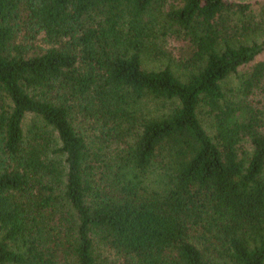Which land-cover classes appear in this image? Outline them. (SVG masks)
<instances>
[{
  "label": "trees",
  "instance_id": "16d2710c",
  "mask_svg": "<svg viewBox=\"0 0 264 264\" xmlns=\"http://www.w3.org/2000/svg\"><path fill=\"white\" fill-rule=\"evenodd\" d=\"M262 54L245 0H0V264H264Z\"/></svg>",
  "mask_w": 264,
  "mask_h": 264
},
{
  "label": "rangeland",
  "instance_id": "374dc122",
  "mask_svg": "<svg viewBox=\"0 0 264 264\" xmlns=\"http://www.w3.org/2000/svg\"><path fill=\"white\" fill-rule=\"evenodd\" d=\"M245 1L252 4L253 11H255L256 15L259 17L261 14V11L264 10V0H245ZM174 47H176V44L171 41L165 44L166 51L168 50L170 51ZM259 59L264 61V54H262ZM161 62L163 63V61L156 60L155 57L151 56L147 58L146 64L147 66H150V65L158 66Z\"/></svg>",
  "mask_w": 264,
  "mask_h": 264
}]
</instances>
